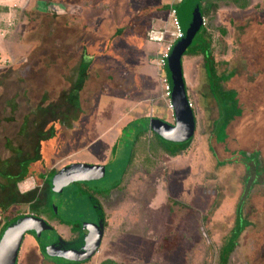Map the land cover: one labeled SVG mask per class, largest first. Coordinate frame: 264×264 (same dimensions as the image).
Returning a JSON list of instances; mask_svg holds the SVG:
<instances>
[{"label":"rangeland","instance_id":"rangeland-1","mask_svg":"<svg viewBox=\"0 0 264 264\" xmlns=\"http://www.w3.org/2000/svg\"><path fill=\"white\" fill-rule=\"evenodd\" d=\"M47 1L53 6L0 0V229L6 217L34 214L70 240L69 228L77 223L79 253L70 257L80 261L98 248L85 264H218L221 246L233 240L226 237L237 204L249 227L233 240L226 264H264V0H244L245 8L219 0L203 18L218 72H233L222 86L236 92L242 112L220 133L223 120L203 80L202 55L183 56L195 130L175 157L160 150L145 119L174 123L160 68L147 60V34L164 22L147 26L149 16L139 11L134 26L129 0H93L92 9L87 1L84 11L80 5L73 13L61 0ZM179 1L148 0V6ZM162 14L168 24V11ZM81 51L93 59L79 105L69 106ZM115 142L103 162L95 151ZM37 144L38 159L17 181L23 172L16 162L35 158ZM82 161L103 165L102 178L68 185L50 172ZM248 163L253 167L246 175ZM43 181L50 186L46 203ZM52 233L45 231L42 241ZM25 236L17 264L74 261L41 255L34 235Z\"/></svg>","mask_w":264,"mask_h":264},{"label":"trees","instance_id":"trees-1","mask_svg":"<svg viewBox=\"0 0 264 264\" xmlns=\"http://www.w3.org/2000/svg\"><path fill=\"white\" fill-rule=\"evenodd\" d=\"M224 1H232L233 4H235L238 8H245L246 7V2H244V0H224ZM183 2H184V0H181L178 4L174 5L173 7L178 9L182 5ZM217 2H219V0H200L199 1V8H200V11L203 15V18L209 14L211 8L216 7ZM169 7H170V5L166 4V5H164L163 8H164V10H168ZM210 42L211 41H210L209 35L207 34L203 25H201L199 30L197 31V33L193 37V40L191 42L190 47L186 49L183 56L190 55V54L191 55H202V65L201 66H202V73H204L203 80H205L206 85L208 87V90H209L213 100L219 106V108H218L219 118L218 119L223 120V125H222L221 131H220V133H221L223 130H226L227 126L229 125V123L232 120L234 121L236 118L240 117L242 110L241 109L238 110V106H240V103L236 97L237 96L236 92H234L231 89L226 90L222 86V82L231 78L233 74H230V72L231 73H233V72H232V70L228 71V72H218L217 65L214 62L212 51H211L212 43H210ZM175 43H174V46H175ZM87 58H90V60H92L93 56H88ZM81 65H84L83 62H81ZM78 70H79L78 71L79 77L76 78V81H74V83L70 89V92L66 96L67 98H66L65 102H67L69 104V106L74 105V104H78V102H79V93L78 92L81 89V86H82L81 82H83V80H84L83 78L86 77L87 67L86 66L85 67L80 66V68ZM163 74H164V72H163ZM185 89H186V86H185ZM192 111H193V109H192ZM193 114H194V111H193ZM215 123H213V124H215ZM42 136H45V134H43ZM155 136L157 137L156 138L158 141L157 144H159L160 150H163L165 153H167L168 155L173 156V157L184 152L186 147L192 141V138H189L187 141H184L183 143H181V142L175 143L173 141L161 138L157 134H155ZM226 137H227V133H226ZM39 149H40V146L37 144V146L34 150V153H35L34 155H36L35 158L32 157L31 159H25V160L20 159L16 162V164H18V166L21 167L19 169H22V172H23V175L21 177H18L17 181H19L22 178H25L27 176L28 170L31 168L30 165H31L32 161H34V159L37 160L39 157ZM135 150H137V149H135ZM142 150H144L143 147L140 151H142ZM209 150L213 155H215L214 150L212 148V142L210 140H209ZM234 154H236V156H239V157H244V161H250L251 160L250 158H248V156H246L245 152H243V151H238V152H235ZM227 160L226 159L222 160V162H218V164L220 166L225 165ZM258 160H259L258 157H254L253 161L258 163ZM251 164L252 165H250L248 163V165L246 167V171H245L246 175H248V173H250L252 170L253 163H251ZM50 172L54 174V173H57L58 171L52 170ZM31 174H35L36 177L40 176V174L35 173V171L32 172ZM47 185L49 186L48 182H47ZM118 187H119V185H117L116 188H118ZM242 207H239L236 204L234 225L230 230L232 233L231 234L229 233L228 236L226 237V239L230 238V239H233L236 241L238 239L240 232L244 231L245 228L249 227V223H248L249 221L247 220V218H245V215H243ZM34 213H37V211H34ZM21 216H25V215L17 214V215H14L13 217H6L4 223L2 224V228L0 229V236L3 233V231L5 230V228H7V226H9L14 220L18 219ZM31 216H33L35 218L42 219L38 215L35 216L34 214H32ZM42 220H44V219H42ZM44 221L49 226L52 227L48 231L49 232L51 231V233L53 232L51 235L53 237L48 239L47 240L48 242L42 241L43 237L42 236L38 237L37 234H35L34 232H28L27 233V235L28 234L34 235L35 239L34 238H32V239L36 242V245L39 247V252L41 253V255H42V253L46 254L45 252H48V254H52V256H54V257L65 258L64 256L60 255V252H62V247L64 244H72L74 247L73 249L74 250L77 249L75 241L79 237L80 232L78 229L81 227V225H79L77 223H74L73 225H71L72 227L69 229H70V232L73 234V237L70 240H65L61 236H58L56 234V232L53 229L54 227L51 224H49L46 220H44ZM102 221H103V225L105 227L104 216H103ZM59 224H63V223H59ZM75 224H77V225H75ZM25 238H26V236H24L22 242H24ZM49 240L51 242H49ZM233 240H229L230 242L228 241V243L224 242L226 244H223L221 246L220 258H219L218 264H226L227 263L228 258L232 254L231 252L234 251V249L237 245V244L235 245V242ZM49 248H51V249L48 251ZM97 251H98V248H96L94 250V252L92 254H90L89 256H86L85 258L81 257L80 261H77L76 259L74 261H68L65 259L66 261L64 262V264H81V263L85 264L91 258H93L95 256L94 254ZM44 256L45 255H43V257ZM46 261L49 262L47 259H46ZM49 263L50 264H57V263H53V262H49ZM16 264H17V262H16ZM104 264H112V263H110L108 261V262H105Z\"/></svg>","mask_w":264,"mask_h":264},{"label":"water","instance_id":"water-1","mask_svg":"<svg viewBox=\"0 0 264 264\" xmlns=\"http://www.w3.org/2000/svg\"><path fill=\"white\" fill-rule=\"evenodd\" d=\"M199 1L184 0L182 5L177 9L183 37L177 40L175 46L171 48L164 66V73L167 76L166 78L170 87V100L174 107V123L163 119H151L149 123L150 132L175 143L184 142L192 138L195 130V116L185 89L182 57L186 49L190 47L193 37L202 23L203 15L199 8ZM103 170V165L74 162L61 168L55 177L59 183L70 185L79 181L98 180L102 178ZM100 225L101 229H103V221H101ZM50 228L52 227L44 220L31 215L21 216L14 220L5 228L0 236V264H16L22 240L28 232H34L40 237L45 231L50 230ZM99 238L101 240V237ZM71 246L73 245L64 244L60 255L65 258H71L74 252ZM74 253L77 254L79 252L76 250Z\"/></svg>","mask_w":264,"mask_h":264},{"label":"crops","instance_id":"crops-1","mask_svg":"<svg viewBox=\"0 0 264 264\" xmlns=\"http://www.w3.org/2000/svg\"><path fill=\"white\" fill-rule=\"evenodd\" d=\"M87 1H89V3L87 4V6L86 7H89L90 9H92L95 5H94V1L93 0H61V8H67L66 10H68V13L70 12H72L73 13V11H71V8H74V7H79L80 5H82L83 7L81 8V10H80V12H82V10L84 11V9H85V5H86V2ZM139 1V2H138ZM181 1V0H180ZM179 1V2H180ZM84 4H83V3ZM96 2V1H95ZM129 2L130 3H132V4H130V6L132 7V11L134 12V17H133V20H134V22H135V24H134V26L137 24V22L136 21H138V19L139 18H141L140 16L141 15H139V14H141V13H145V14H147L149 17L146 19V22H144V23H146V25L147 26H149V24H150V22L152 23V25L154 24V22L157 24V22L159 21V22H164V24H167L166 23V21H165V18L163 19V18H161V17H163L164 15L162 14L163 12H165L166 13V11H168V10H164V5H161V6H148V0H146V5L142 2V0H129ZM128 2V3H129ZM42 4V5H44V6H48V7H52L53 5H52V3H49L47 0H37V4ZM45 3H46V5H45ZM167 4V3H166ZM165 4V5H166ZM169 5H171V4H169ZM66 6V7H65ZM144 8V9H143ZM47 9V8H46ZM4 11V10H3ZM140 11V13L138 14V12ZM132 12V13H133ZM131 14V13H130ZM154 17V18H153ZM142 21H143V18H142ZM159 22H158V24H159ZM148 30V29H147ZM79 40V39H78ZM144 44V43H143ZM148 44L149 45H147L148 46V48L147 49H149V50H147L148 51V54H149V56L147 57V60H151L150 58H152V59H155V61H156V59H157V57H158V55H159V52H160V50H161V47H162V45L160 44H156V43H153V42H148ZM76 45H78V47L80 46L79 45V43H76ZM87 55H83V52L81 51V56H80V62H79V65H78V69L80 68V66H83V67H87L88 68V65L91 63V61L92 60H90V58H88L89 60H90V62H88V63H86V59H87ZM81 62H83V64L84 65H81ZM77 69V71H76V75H77V77L76 78H78L79 77V75H78V70ZM162 70L164 71V69H160V75H161V77L164 75L163 74V72H162ZM86 78V77H85ZM85 78H83L84 80H83V82L82 83H84L85 82ZM78 93H80V90H79V92ZM77 105H79V102H78V104ZM161 107V106H160ZM158 107L159 109H161V108H163V107ZM140 117H143V116H140ZM140 117H138V118H140ZM156 119V120H161L162 118H159V117H155V118H153V117H149V116H146V118L145 119ZM144 119V118H143ZM133 120L134 119H131V121L130 122H128V123H126L125 125H124V127L123 128H121L115 135H116V137L115 138H117L118 136L121 138L122 137V133H123V131L125 130V129H127L129 126H130V124L133 122ZM119 134V135H118ZM115 138H112V143L114 142V140H115ZM117 142V141H116ZM116 142L112 145V143L110 144V145H107V147H105V146H103L102 147V149H98V150H96L95 152H96V154L99 156V157H101L102 159H103V162L106 160V157H107V153L109 152V150L110 149H114L115 148V146H116ZM155 143H158V141L157 142H155ZM112 147V148H111ZM93 151H91L90 153H92ZM97 156V157H98ZM98 160V159H97ZM101 160V159H100ZM99 160V161H100ZM83 162V161H82ZM98 161H96V162H94V163H88V162H83V163H87V164H92V165H99L100 163L98 162ZM37 178V180L39 179V180H41V178L40 177H36ZM36 179H35V181H37ZM43 180V179H42ZM46 196L44 197L45 199H44V202L46 203L47 201H48V198H49V196H48V194H49V189H50V187L46 184ZM39 188V187H38ZM60 226V225H59ZM63 227H65V226H63Z\"/></svg>","mask_w":264,"mask_h":264},{"label":"built area","instance_id":"built-area-1","mask_svg":"<svg viewBox=\"0 0 264 264\" xmlns=\"http://www.w3.org/2000/svg\"><path fill=\"white\" fill-rule=\"evenodd\" d=\"M173 6L174 5L171 4L168 9V14L170 16L169 23L165 24V26L162 29L151 30L147 34L148 41L162 45L159 55L156 59V64L159 66L160 69H164L166 59L169 55L171 48L174 47V43L183 37L181 24H180V21L178 20L177 9ZM201 25H203V21ZM166 77H167L166 75H163L161 77V80L163 83L162 84L163 85V97L166 100V103L168 104L167 108L170 111H172V116H173L174 107L170 100V87H169Z\"/></svg>","mask_w":264,"mask_h":264},{"label":"flooded vegetation","instance_id":"flooded-vegetation-1","mask_svg":"<svg viewBox=\"0 0 264 264\" xmlns=\"http://www.w3.org/2000/svg\"><path fill=\"white\" fill-rule=\"evenodd\" d=\"M65 167H66V166H65ZM13 176H16V177H17L18 175H17V174H14ZM10 177H11V176H10ZM43 182H45V181H43ZM45 183H46V182H45ZM46 184H47V183H46ZM69 231H70V229H69Z\"/></svg>","mask_w":264,"mask_h":264},{"label":"bare ground","instance_id":"bare-ground-1","mask_svg":"<svg viewBox=\"0 0 264 264\" xmlns=\"http://www.w3.org/2000/svg\"><path fill=\"white\" fill-rule=\"evenodd\" d=\"M49 242H51V241L49 240Z\"/></svg>","mask_w":264,"mask_h":264}]
</instances>
